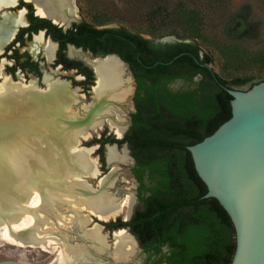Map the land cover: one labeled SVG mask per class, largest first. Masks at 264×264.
<instances>
[{"label": "trees", "instance_id": "trees-1", "mask_svg": "<svg viewBox=\"0 0 264 264\" xmlns=\"http://www.w3.org/2000/svg\"><path fill=\"white\" fill-rule=\"evenodd\" d=\"M137 1L134 5L146 11L145 19L150 22L146 32L153 38L177 34L192 42L152 48L153 40L126 26L96 29L90 22L78 26L73 33L78 44L90 43L94 50L119 54L130 64L138 84L137 112L132 115L134 125L127 139L132 143L138 166L135 171L141 181L147 169L158 174V181L152 196L142 197L146 207L136 213L134 221H145L140 230L148 228V220L159 221L156 235L173 247L169 264H231L236 248L232 221L218 200L204 197L207 186L197 173L188 146L211 135L232 115V96L217 78L230 87H251L263 79L235 77L229 81L212 67L202 65L210 64L212 58L202 54L197 42L204 21L200 7L178 0L168 7L159 3L150 9L148 0ZM171 24L180 26L185 33L168 29ZM226 52L232 59L242 57L236 48H227ZM258 58L263 56L259 54ZM197 73L204 76L200 93H175L161 86L163 78L178 76L191 81ZM87 75L91 77L90 69ZM105 141L117 140L110 137ZM105 141L100 148L103 162ZM169 220L172 222L165 224Z\"/></svg>", "mask_w": 264, "mask_h": 264}, {"label": "bare ground", "instance_id": "bare-ground-1", "mask_svg": "<svg viewBox=\"0 0 264 264\" xmlns=\"http://www.w3.org/2000/svg\"><path fill=\"white\" fill-rule=\"evenodd\" d=\"M11 1L0 0V8ZM45 4L48 10L55 14L68 11L70 18L68 14L60 16L65 24L78 18L72 0H45ZM39 13L47 15L42 7H39ZM14 22L17 26L25 23L21 17ZM55 22L60 23L58 19H55ZM12 32V27L2 25L0 52L1 44L11 37ZM56 46L52 41L44 40L43 36H38L32 44V50L35 53L41 48L46 58L53 60ZM70 53L77 58H86L95 68L97 82L93 88V95L97 99L103 96L109 102L86 127L65 132L66 126L58 121L59 117L75 119L83 116L94 103V100L89 104L82 103L81 112L74 111L73 108L78 106L82 98L77 94L79 90L72 89L65 80L46 77V89H39L34 80L25 85L21 81L13 82L8 76H4L0 84V118L10 126L25 122H29L30 125H21L19 131L14 132L5 142L13 140L18 135L26 136L33 146V151L40 158L29 162L34 190L17 197L24 206L34 208L37 213L12 216L10 224L12 230L24 232L22 237L32 241L30 242L34 243L32 247L56 254V259L51 264L131 262L135 260L137 254L135 255V243L129 232L121 229L116 234L113 247L109 245L107 235L102 233L101 227L91 225L92 216L108 221L122 216V210L126 207L129 209L124 216L130 213L134 202L133 194L122 199L111 192L115 185L113 174L119 170L118 165L128 162L127 153L125 150L119 151L114 146H108L106 156L112 172L99 178V164L97 159L92 157L95 147H83L81 142L90 139L105 125L117 136H122L126 132L128 112L132 108L133 80L125 65L114 56L97 60L74 48H71ZM2 69L0 64L1 75ZM96 178L99 179L96 181L97 186H104L102 191L95 190L92 185L95 184L93 180ZM1 189L11 191L6 189L3 183ZM83 190L95 192L97 195L86 196L82 193ZM60 206L69 209L71 215L64 217L66 209L64 211V207ZM75 227L83 241L76 242L77 239L70 235ZM59 233L63 236H58ZM0 241L19 247L26 246L11 233V228L6 222L0 226ZM103 258L111 260V263L104 261Z\"/></svg>", "mask_w": 264, "mask_h": 264}, {"label": "water", "instance_id": "water-1", "mask_svg": "<svg viewBox=\"0 0 264 264\" xmlns=\"http://www.w3.org/2000/svg\"><path fill=\"white\" fill-rule=\"evenodd\" d=\"M73 2L75 6V0ZM75 7L77 8V6ZM108 27L117 28L119 25H110ZM145 37L152 38L151 36ZM178 42L190 43L192 39H181L175 35H165L155 39L156 44ZM88 54L93 55L89 52ZM108 56L116 57L125 65L128 74L133 80L134 93L136 85L130 65L118 54L107 55L103 53L97 60ZM88 65L94 70L97 81L95 68L91 64ZM219 83L232 96V115L211 135L196 144L189 145L188 150L191 152L198 175L207 186V193L204 197L218 200L232 221L236 248L231 264H264V80L245 90L227 86L220 80ZM92 100H94V103L83 116L75 119L58 118V121L66 126L64 128L65 132L88 126L94 120L96 114L100 113L105 105L109 103L103 96L100 99L93 96ZM133 110H135L134 103ZM3 120L0 118V143H4L14 132L19 131L18 129L21 125L30 126L29 122L10 126L5 124ZM130 124L131 122H129L128 126ZM117 137L123 138V136ZM84 142H82V145L89 147L85 146ZM108 146L112 145L107 144L106 147ZM114 146L118 149L117 145ZM121 150L126 151L130 159L128 165L133 166L136 161L131 155L128 146L125 144ZM97 160L99 165H101L99 157H97ZM101 173L100 169L99 175ZM145 184L151 185L147 179ZM103 189L104 186L100 188V191ZM0 190H2L1 183ZM82 193L86 196L97 195L95 192L86 190H83ZM135 201H137L136 197ZM26 213L35 215L37 211L34 208L23 205L20 209L10 212L3 205H0V226L5 222L8 223L11 233L21 240L23 245L32 247L34 243H30L32 241L22 237L24 232L12 230L10 224L13 220L12 216L15 217ZM133 213L134 209L132 206L130 213L125 219H130ZM117 218H114V220ZM99 221L102 220L99 219ZM95 223L103 226L99 222ZM123 229L133 236L128 228ZM77 234L80 236L79 232ZM133 238L136 239L135 236ZM136 243L138 251H141L138 241ZM0 264L26 263L15 259H2Z\"/></svg>", "mask_w": 264, "mask_h": 264}, {"label": "flooded vegetation", "instance_id": "flooded-vegetation-1", "mask_svg": "<svg viewBox=\"0 0 264 264\" xmlns=\"http://www.w3.org/2000/svg\"><path fill=\"white\" fill-rule=\"evenodd\" d=\"M77 3L78 1L75 0V6H77V8L75 6L74 7L78 14V18L76 20H72L69 24H65L63 21H61L62 19L60 17L61 15L66 16V14H68L69 16L68 11L64 13L57 12L55 14V12H53L52 10H48V8L45 6L47 4V3L45 4V0H12L11 3L6 4L0 8V30L2 28V25H7L9 27H12V30H13L11 37L5 40V42L1 44L0 64H2V67H3L2 69L3 75L0 74V84L3 82V77L8 76L13 82L21 81L25 85L29 84L31 80H34L38 88L46 89L47 83L45 79L46 77L52 76L54 78L65 80L66 82L70 84V87L72 89L77 88L79 91L82 90V88H80L78 85L80 86L83 85L87 88H91L90 92L92 93V96H94L93 88L97 82L95 78L94 70L89 67L88 64L90 63H88L86 58L81 59V58L72 56L70 53L71 48L79 50L83 52L84 54L85 53L88 54V52L92 53L93 54L92 57L94 59L98 58L103 53L107 55L117 54V53H114V52L105 53L102 51H97L93 49V46H91L90 43L78 44L77 42H75V40H73V33L77 32L76 31L77 27L86 22H89L85 20L84 18H82L81 13H80V8ZM39 7H42L44 8V10H46L47 12L46 16H43L39 13ZM20 17L23 18L25 23L17 26L14 20ZM55 19H58L60 23L55 22ZM93 27L96 29L116 28V27H108V25L107 26H96L94 24H93ZM38 36H43L44 40L46 41L50 40L57 45L53 60H48L42 49H39L35 53L33 52L32 44L34 43L35 38ZM155 39L156 38H153V37L151 38V40H153V43L151 44L152 48H159L160 46L165 45V44H156ZM160 52L161 51H159V53ZM202 65L204 67H211L210 64L208 63L207 64L204 63ZM87 69H90L92 71V75L90 78L87 75ZM72 73H76V74L72 76ZM132 73L134 75L133 71ZM78 77L82 78L83 81L82 80L77 81ZM134 78H135V75H134ZM203 78L204 76L202 73H197L191 81L186 80L185 78H182V77H178V76H175L170 79L163 78L161 80L162 82L161 86L163 87L165 86V88L175 93L193 92L196 90L200 93V87H201V82ZM217 82L219 83L218 78H217ZM149 84H151L150 80H149ZM135 85H136L135 91L131 99V103L133 102L135 105V110H133V103H132V108L128 112V124L129 122H131V124L129 126L127 124L128 127H127L126 132L122 135L123 138L121 139L118 138L115 132H113L111 128L106 125L112 133L109 132V134H107L106 130L102 132V134L98 132V135L99 134L100 135L99 137L97 135V138H95L98 140L93 139L91 142L87 143L89 146L95 147L97 149L98 147L101 148L103 141L107 140L110 137H113L117 140V141H105L103 145V153H104L105 162H103L101 159L100 148L98 150V153L100 154V157H99V162L101 164L100 169L102 171L99 178H102L103 176L108 175L110 174V172H112V169L110 168L109 170V166L107 165L108 164L107 156H106V153H107L106 151L108 148L106 147L107 144H111L112 146L117 145L119 151H121L120 149L125 144L128 146V148L130 149V153L136 162L133 166H129L128 164L130 162V159L128 157L129 159L128 162L123 164V165H126L125 166L126 168L128 167V171H127V174L126 172H123V174H126V176L130 175L133 181V185H134L133 187L135 188V191L133 193L134 202L132 204L134 213L132 214L130 219L126 220L125 218L128 215L127 216H124V215H126L129 209L126 207L124 208V210H122L123 215L117 216L118 218L116 220H114L113 218L109 222H103L104 220L99 221V219L96 218L95 220L93 218V220H91V225L100 226L102 229V233L103 234L105 233V235H107V240H108L109 245L113 247L116 242L115 241L116 234L119 233L121 229L125 230L123 228H128L130 232L133 234V236H135L137 239V240L134 239L133 236L129 233L132 236L134 243H135V247H136L135 255L137 254L136 257L140 256L142 259L141 264H169V257L173 255V247L170 245L169 242H164L161 235L159 236L156 235L158 232L156 223L157 222L159 223V221L148 220L147 221V223L149 224L148 228L141 229V230L139 229L142 226L141 223L145 221H137V220L134 221V216L136 215V213L140 210H144L146 207V203L142 200V197L144 196L145 198H147L149 196H152L153 189L157 186V181H158V174L157 173L151 174L150 170L148 169L144 171L143 178H142L143 181H141L137 172L135 171V167H138V166H137L136 156H134L132 152V143L130 140L127 139L128 133L131 127L134 125L132 115L137 112L136 98H137L138 84H137L136 78H135ZM219 85L222 87L220 83ZM249 87H250V84L243 85V86H235V88H239L243 90L248 89ZM77 94L79 95V92ZM144 96H145V93L142 92V97ZM197 96H199V94ZM92 145H95V146H92ZM104 169H108V171H105ZM146 179L150 181L151 183L150 186L145 184ZM100 188L101 186L98 185L95 190H99ZM112 193H115L117 195L116 191H112ZM135 197L137 198V201H135ZM120 221L128 222V223L121 224ZM95 222H99L103 226ZM136 222H138V224ZM171 222L172 221L169 220V221H166L165 224L167 223L170 224ZM71 232H75V234H77L78 230L75 227L74 231L71 230ZM140 236H142V238ZM79 237L82 238L81 236ZM80 241H83V240L80 239L78 242ZM137 241L139 243V247L141 248V251H137L138 250L137 243H136Z\"/></svg>", "mask_w": 264, "mask_h": 264}, {"label": "rangeland", "instance_id": "rangeland-1", "mask_svg": "<svg viewBox=\"0 0 264 264\" xmlns=\"http://www.w3.org/2000/svg\"><path fill=\"white\" fill-rule=\"evenodd\" d=\"M77 1L82 18L96 26H126L132 31L139 32L144 36L153 37L146 32L150 23L145 19L147 17V15H145L146 11L140 10L134 5V3L138 2L137 0ZM182 1H186L192 6L196 5L202 10L204 21L200 32L201 37L198 38L197 42H199L202 47V54L207 53L212 58L210 66L216 73L229 81L233 80L235 77H253L258 80H264V0ZM176 2H178V0H148L147 7L151 9L159 3L168 7L169 5L171 6V3L174 4ZM104 19H108V21H106L105 24H101L100 22ZM172 25L173 24L168 25V29L178 31L182 34L185 33L180 26L173 27ZM171 35H175L181 39L184 38L177 34ZM230 47L238 49L239 52L242 53V57H237L235 59L230 58L226 52V49ZM259 54L263 56L262 59H257ZM75 74L76 73H72V76ZM81 80L83 81L82 78H77V81ZM78 86L82 88V90L78 91L82 100L77 104L78 106H76L75 109L73 108V110L80 113L82 108L80 105L82 103H90V101H92V93L90 92L91 88H87L83 85ZM78 109L80 111H78ZM105 130L107 134L111 132L106 125L98 130V132L102 134ZM98 132L90 139L83 140L85 141L84 145L89 146L87 143L97 138ZM99 148L100 147L94 149L92 157L96 159L97 157H100V154L98 153ZM125 166L126 165L121 164L117 166L119 170L113 174L116 185H114L115 187L113 186L114 188H111V192L116 191L117 196L122 199H125L135 191L132 178L130 175L126 176L128 167L126 168ZM110 168L111 167L109 166V170ZM104 170L108 171V169ZM123 172H126V174H123ZM93 181H95V184L92 183V185L96 189L97 179ZM60 207H64V211L66 209V213H64L66 216L64 217H67L69 214L71 215L69 209L65 206ZM93 218L96 220V217ZM51 220L53 221V219ZM64 229H66V227H64ZM60 233L58 236H63L60 235ZM71 235L75 240L77 239L76 242L79 241V237L75 232H71ZM2 259L20 260L26 264H51L55 261L56 254L44 251L39 247H19L16 245H10L6 241H0V260ZM103 259H105L104 261L111 263L110 260L106 258ZM141 263L142 259L138 256L131 263L121 262L117 264Z\"/></svg>", "mask_w": 264, "mask_h": 264}, {"label": "clouds", "instance_id": "clouds-1", "mask_svg": "<svg viewBox=\"0 0 264 264\" xmlns=\"http://www.w3.org/2000/svg\"><path fill=\"white\" fill-rule=\"evenodd\" d=\"M31 159H40L33 151L29 139L18 135L11 141L0 143V183L8 190H0V205L7 211H16L23 207L17 199L19 195H27L34 189L31 184ZM43 164V161L41 160Z\"/></svg>", "mask_w": 264, "mask_h": 264}, {"label": "snow or ice", "instance_id": "snow-or-ice-1", "mask_svg": "<svg viewBox=\"0 0 264 264\" xmlns=\"http://www.w3.org/2000/svg\"><path fill=\"white\" fill-rule=\"evenodd\" d=\"M31 160H33V162H34V159H31Z\"/></svg>", "mask_w": 264, "mask_h": 264}]
</instances>
